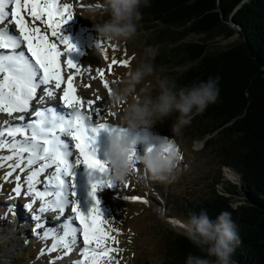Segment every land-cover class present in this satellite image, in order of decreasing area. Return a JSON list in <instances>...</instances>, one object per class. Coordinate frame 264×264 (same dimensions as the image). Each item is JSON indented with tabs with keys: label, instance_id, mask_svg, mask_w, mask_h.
<instances>
[{
	"label": "rangeland",
	"instance_id": "374dc122",
	"mask_svg": "<svg viewBox=\"0 0 264 264\" xmlns=\"http://www.w3.org/2000/svg\"><path fill=\"white\" fill-rule=\"evenodd\" d=\"M58 2L61 5L70 6L73 17L61 26L60 32L62 36L68 37L77 49L74 52H65L61 57L62 74L66 78L74 71L63 65V61L66 59H71L80 67V72L74 77V87L77 88L76 94L83 102V108L93 115L94 121L99 118L116 126L118 114L112 108L110 94L104 84L107 83L111 88L112 83L122 78L130 67H134L142 61L146 47L151 46L157 51L153 60L154 75L172 78L177 89L185 87L184 84L187 82L184 79L185 73L191 63L182 43L200 41L201 35L192 33L182 39L177 38L175 43L174 41L160 43L158 34L161 29H165V25L153 26L148 30L144 28L140 20L137 25V33L132 39L118 43L105 42L100 40L94 24L104 22L108 16L102 12L95 16L90 15L87 9L93 0H58ZM12 7L13 5H8L9 13ZM21 15L29 27H38L42 34L49 36L50 41L55 40L47 25L42 21L33 20L27 9L23 10ZM230 25L233 26L232 23ZM5 26L10 31L18 33V29L11 21ZM168 28L169 32L177 29L176 27ZM232 41H234L233 37L225 39L216 36V38L209 39V49L219 50ZM57 46L61 52H64L65 45L57 42ZM171 47H175L174 50L167 51ZM113 61L116 63L113 64ZM148 79L152 80L153 77ZM42 86L41 90H43ZM50 86L51 90L53 89L61 95L66 84L62 85L60 89L55 88V82H52ZM97 97L101 99L97 100ZM88 100L94 102L93 107L101 109L102 117H96L89 111ZM113 113L115 115H112ZM175 115L158 121L151 129L147 130V133H141L142 135H159L161 138L169 140L174 138L180 154L179 167L176 171L177 179L174 182L160 184L150 180L147 173L143 172L132 176L126 183L113 182L111 187L104 186L96 192V198L100 201V211L105 219L103 226L110 237H114V239L106 240L104 247L116 249L109 253L110 259L104 258L103 264H164L168 254V240L172 237L173 232H179L183 222L180 219H186L173 211L170 204L173 201L180 204L183 194L203 193L212 186L219 188L220 184H216V180L222 176L226 181L232 183L238 181L236 178H230L227 173L228 168L237 172L236 166L231 163V157L229 155L224 157L229 154L228 147L216 143L213 136L209 138L210 136L203 131L202 127L197 129L195 125L191 124L174 135L172 124ZM107 133L110 136L112 131ZM15 139L17 140V138ZM209 139L210 142H208ZM103 140L105 141V139ZM107 140L109 141V137ZM107 140L101 147V151L104 153L108 148ZM12 141L13 139H7L0 143L10 145ZM144 150L145 145L138 144L136 146L137 154L142 155ZM9 156L12 157L11 160L7 159ZM77 156L78 152L76 151L75 157ZM18 162L19 157L14 155L13 149L10 147L0 148V264H77L83 259L80 251L83 237L79 231L76 235L77 243L69 252L62 245H58L55 249L52 248L53 244H57L59 238L63 236L62 233L57 235L52 230L45 231L46 229L43 227L36 229V224L40 223L35 217L40 210L41 201L28 193L26 175L37 169L42 161L24 167L23 172L14 167ZM46 171L53 173L55 168L52 167ZM9 172L11 175H8ZM100 175V173H93L92 177ZM139 175H142L143 179H140ZM17 176L21 179L17 180ZM17 185L20 186V196H17L13 191ZM89 191L88 180L86 186L78 192V195L81 193L86 195L85 200H80L81 208L84 211L94 205V201L88 195ZM133 196L139 197L140 200H132ZM144 200H147L148 203H144ZM26 204H33L35 211H27ZM70 217L72 218L71 223H73L72 228L79 229V221L75 219V214L72 213ZM55 228L54 224L53 229ZM45 233H47L46 236ZM66 239L70 242L72 237L69 236ZM18 253L20 254L17 255V258L10 259ZM22 255L24 256L20 258Z\"/></svg>",
	"mask_w": 264,
	"mask_h": 264
},
{
	"label": "trees",
	"instance_id": "16d2710c",
	"mask_svg": "<svg viewBox=\"0 0 264 264\" xmlns=\"http://www.w3.org/2000/svg\"><path fill=\"white\" fill-rule=\"evenodd\" d=\"M219 8L222 18L214 0H150V6L141 8L144 28L165 25L158 34L160 43L202 35L200 41L182 44L191 63L184 86L219 77L220 91L217 102L195 115L191 125L227 146L224 157L229 155L237 168L236 183L222 176L216 180L219 188L183 194L181 203L173 201L170 208L185 218L206 210L214 219L229 211L240 236L232 258L236 264H264V0H219ZM223 20L239 29L231 30ZM168 27L177 29L169 32ZM218 34H237V39L209 49L208 40ZM167 249L164 264H185L189 254L215 259L194 247L181 230L172 233Z\"/></svg>",
	"mask_w": 264,
	"mask_h": 264
},
{
	"label": "snow or ice",
	"instance_id": "6c2138e0",
	"mask_svg": "<svg viewBox=\"0 0 264 264\" xmlns=\"http://www.w3.org/2000/svg\"><path fill=\"white\" fill-rule=\"evenodd\" d=\"M9 4L13 5L10 13L7 11ZM25 9L29 11L33 20L42 21L47 25L51 30V36L55 38L54 41H50L48 35L42 34L40 28L28 26L21 15ZM72 17L70 6L61 5L58 0H0V50H3L0 51V77H2L0 79V113H7L10 117L13 113H27L30 101L36 96L40 85H49L52 82H55L56 89L66 84L60 100L66 108L75 109L71 118L57 116L49 109L37 111L36 118L29 121L26 128L8 129L9 137L15 138L19 134L23 139H13L10 145L0 143V148L13 149L14 155L19 157V162L14 167L21 172L24 171V167L42 161L39 168L31 171L27 178L28 192L42 201L40 213L59 211L63 214L66 207L70 205L71 212L79 221V229L66 225L63 236L59 238L57 244H53L52 248L55 249L58 245H62L70 252L77 243L76 235L79 231L83 237L80 249L83 259L77 264H103L104 258L110 259L109 253L116 249L104 247L105 241L114 239V237H110L105 231L103 226L105 219L100 211V201L96 198V192L104 186L111 187L113 181L107 162L97 158L95 145L101 130L112 132L122 130L108 123L97 122L92 126L89 122H93V115H86L83 112V102L78 98L74 87V77L80 72V67L71 59H66L63 65L74 71L66 78L62 74L61 57L65 52L77 51L76 46L70 42L68 37L62 36L60 32L61 26ZM9 21L14 23L19 35L5 27ZM57 42L65 45L64 52L58 48ZM22 45L26 46L30 56L22 50ZM112 63L115 64L116 61ZM104 87L111 94V88L107 83ZM45 91L48 96L53 95L50 90L45 89ZM100 99L97 97V100ZM87 103L91 113H94L96 117H102L101 109L93 107L92 100H88ZM19 119L24 120L25 117L21 115ZM3 135L4 133L0 132V138ZM65 135L75 142L74 147L78 156L74 161L69 159L73 155L70 143L62 139ZM7 159L11 160L12 157L9 156ZM80 165H84L89 171L90 191L88 195L95 201V204L87 211L82 210L77 193L76 169ZM53 166L55 171L47 180L50 187L43 191L37 190L36 185L40 182L37 178L40 173ZM93 173L101 175L93 178ZM8 175H11V172ZM16 179L21 178L17 176ZM13 191L20 196L19 185ZM70 196L75 199H70ZM131 199L140 200L137 196ZM143 202L148 203L147 200ZM27 207L31 208L32 205L29 204ZM40 218L39 214L35 217L37 220ZM41 227V224H36V229ZM44 235L46 236L47 233ZM69 236L72 237L70 242L66 239Z\"/></svg>",
	"mask_w": 264,
	"mask_h": 264
},
{
	"label": "clouds",
	"instance_id": "9594fccd",
	"mask_svg": "<svg viewBox=\"0 0 264 264\" xmlns=\"http://www.w3.org/2000/svg\"><path fill=\"white\" fill-rule=\"evenodd\" d=\"M148 6L150 0H93L87 10L93 16L101 12L108 16L104 22L94 24L95 31L100 40L118 43L136 35L142 18L141 8ZM156 55L155 48L146 47L143 60L111 85L110 103L118 114L114 127L122 130L110 134L105 158L115 183H126L143 172L160 184L174 182L180 161L174 138L169 140L141 133H147L158 121L176 114L172 124L175 135L219 97V77H209L177 89L172 78L155 76L153 60ZM138 144L145 145L142 155L136 152ZM180 230L206 257L215 258L189 254L185 264H236L232 257L240 236L229 211H222L213 219L202 210L198 215L187 217Z\"/></svg>",
	"mask_w": 264,
	"mask_h": 264
},
{
	"label": "bare ground",
	"instance_id": "6f19581e",
	"mask_svg": "<svg viewBox=\"0 0 264 264\" xmlns=\"http://www.w3.org/2000/svg\"><path fill=\"white\" fill-rule=\"evenodd\" d=\"M24 49H26V47L24 46ZM25 52H26V54L27 55H29L30 56V54L29 53H27V49L26 50H24ZM70 55V54H69ZM72 55V54H71ZM70 57V56H69ZM76 59V58H75ZM49 85H51V84H49ZM49 85H47V88L49 87ZM51 87V86H50ZM41 88L39 87L38 89H37V92L40 90ZM49 89V88H48ZM77 89V88H76ZM79 91V90H78ZM52 92V91H51ZM56 101H57V105L56 106H54V107H51V109L52 108H55V107H57V108H61L58 104L60 103V101L59 100H57V99H55ZM48 101H50V100H48ZM46 105V104H45ZM41 107V106H40ZM36 109H38V107H35ZM86 110V109H85ZM87 111V110H86ZM27 114V113H26ZM99 119V118H98ZM98 119L96 120L97 122H99V123H108V121H106V120H103V119H99V121H98ZM28 120H30L29 118H26L25 117V119H24V122H26V121H28ZM8 122H11V119H9L8 120ZM11 124H12V122L11 123H9L8 125H9V128H12V126H11ZM14 124H16V123H14ZM109 124V123H108ZM24 125V123H20V124H18V126H23ZM14 126H17V125H14ZM113 126V125H112ZM5 128V130L7 129H9V128H6V127H4ZM103 132H105V130H103ZM111 134V133H110ZM103 134H100V138H103ZM108 137H109V135H106L103 139H105V141L104 142H106V140L108 139ZM16 138V137H15ZM108 141V140H107ZM109 142V141H108ZM108 142L106 143V145H108ZM97 158H99V159H104L105 160V158H106V153H104L103 151H101L100 149H98L97 150ZM39 162V161H38ZM30 170H33V168L31 169L30 168ZM81 172H85L86 173V178H88L89 179V171L85 168V167H78L77 169H76V175H79ZM227 173H228V176L230 177V178H237V174L235 173V172H233L232 171V169H230V168H228V170H227ZM29 174H30V172H29ZM78 186H80V185H78ZM82 186V189L86 186V185H81ZM88 187V186H87ZM87 189H89V188H87ZM70 199H71V196L69 197ZM94 204H95V201H94ZM71 213V212H70ZM60 214L57 212V216H59ZM43 216H45L44 218H43V220H42V227L44 228V229H46L45 231H50V230H52V232H54V233H57V235H59L60 233H62L63 234V232H64V229H65V226L66 225H69L70 227H72V225H73V223H71V220H69L68 218H69V216H64L63 218H62V216H60L59 217V221L58 222H54V221H51V217L49 218V216L47 215V214H44ZM42 216V217H43ZM40 220H41V218H40ZM56 225V228L55 229H53V226H54V224ZM19 229V228H18ZM20 231V230H19Z\"/></svg>",
	"mask_w": 264,
	"mask_h": 264
},
{
	"label": "water",
	"instance_id": "95a60500",
	"mask_svg": "<svg viewBox=\"0 0 264 264\" xmlns=\"http://www.w3.org/2000/svg\"><path fill=\"white\" fill-rule=\"evenodd\" d=\"M214 3H215V6H216V8H217V11L219 12V15H220V17L222 18V12H221V9L219 8V0H214ZM224 21V20H223ZM204 22V21H203ZM227 25H228V27L231 29V30H235V28H237V30L239 29V27L238 26H236L233 22H231V21H224ZM230 23H232L233 24V26H231L230 25ZM190 34H192V33H190ZM195 34H197V33H195ZM200 35V34H199ZM187 36V35H186ZM216 36H221L222 38H225V39H227V38H229V37H233V39H234V41L237 39V34H233V35H231V36H227V37H224L223 35H220V34H218V35H214L212 38H210V39H213V38H216ZM201 37H202V35H201ZM208 42H209V40H208ZM183 44V43H182Z\"/></svg>",
	"mask_w": 264,
	"mask_h": 264
}]
</instances>
